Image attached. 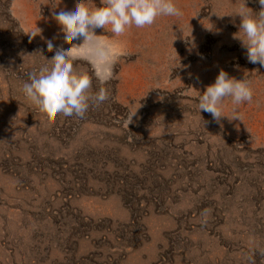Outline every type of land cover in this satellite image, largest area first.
I'll return each mask as SVG.
<instances>
[{
    "label": "rangeland",
    "instance_id": "obj_1",
    "mask_svg": "<svg viewBox=\"0 0 264 264\" xmlns=\"http://www.w3.org/2000/svg\"><path fill=\"white\" fill-rule=\"evenodd\" d=\"M73 3L0 0V264H264V67L230 15L244 0H173L180 16L96 29L118 52L106 83L53 19ZM65 47L109 93L83 118H49L22 93ZM221 70L252 89L241 121L198 111Z\"/></svg>",
    "mask_w": 264,
    "mask_h": 264
},
{
    "label": "clouds",
    "instance_id": "obj_2",
    "mask_svg": "<svg viewBox=\"0 0 264 264\" xmlns=\"http://www.w3.org/2000/svg\"><path fill=\"white\" fill-rule=\"evenodd\" d=\"M258 3L261 6L259 12L246 7L244 0V5L230 15L240 17L239 31L233 34V38L246 50L247 61L264 67V0H258ZM181 14L173 0H105V6L95 9L89 8L85 0H74L71 7L55 12L53 19L67 39L83 40L80 46L87 45L83 51L94 67L96 79L106 83L112 78L118 52L110 44L93 39L98 36L96 29L102 28L120 36L133 25L143 28L152 25L159 16ZM37 35L34 32L30 36L34 38ZM54 47L48 40L47 50L51 52ZM68 48L71 47L58 48L50 59L44 57L45 63L39 66L38 71L30 73L22 86L26 102L38 107L49 118L58 114L83 118L90 105L99 106L109 99V93L103 87L96 93L90 91L92 79L76 70L75 57L67 51ZM227 98L232 103L231 117L223 113ZM252 99L253 92L247 80L230 77L221 70L214 83L198 97V111L209 113L216 121L222 117L241 121L239 106L250 103ZM134 115H131L130 122Z\"/></svg>",
    "mask_w": 264,
    "mask_h": 264
}]
</instances>
